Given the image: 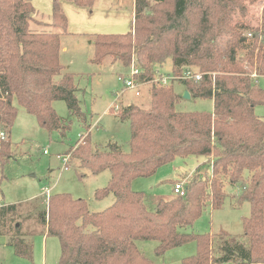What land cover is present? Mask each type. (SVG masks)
Here are the masks:
<instances>
[{
    "label": "trees",
    "instance_id": "obj_1",
    "mask_svg": "<svg viewBox=\"0 0 264 264\" xmlns=\"http://www.w3.org/2000/svg\"><path fill=\"white\" fill-rule=\"evenodd\" d=\"M63 1L92 8L97 0H53L48 26L55 30L41 32L31 29L36 9L30 0H0L1 162L13 156L15 100L42 127L58 130L63 138L71 120L56 112L54 101L63 100L72 114L83 115L74 74L60 57L62 37L68 34ZM242 1L135 0L130 31L94 34L92 61L101 65L107 60L127 73L135 62L140 72L133 78L152 83L151 100L149 107L131 103L117 108L120 119L130 122L128 150L112 142L94 148L89 132L68 151L71 161L94 174L111 172L108 185L95 193L97 199L113 194L110 206L93 212L86 199L67 192L50 194L47 201L37 198L42 210L37 220L61 244L58 264H155L139 249L138 240L158 241V254L196 241L197 254L184 264H264V117L255 109L264 105V88L257 82L264 77V0H247L260 4L253 23L237 21ZM168 59L177 77L189 66L193 74H202L175 79L192 97L213 99V112L177 109L183 92L175 89V80L163 84L157 79ZM191 155L211 160L212 175L195 174L185 196L162 198L149 209L145 193L135 191L133 181L154 175L178 156ZM226 183L242 186L233 195L237 205H251L241 238L181 230L191 227L207 206H223L229 195ZM17 205L0 210L16 214ZM20 227L1 233L10 235L18 255L31 258L33 244Z\"/></svg>",
    "mask_w": 264,
    "mask_h": 264
},
{
    "label": "rangeland",
    "instance_id": "obj_2",
    "mask_svg": "<svg viewBox=\"0 0 264 264\" xmlns=\"http://www.w3.org/2000/svg\"><path fill=\"white\" fill-rule=\"evenodd\" d=\"M30 1L36 9L31 29L39 32L54 31L53 26H48L53 20V0ZM62 5L68 17V34L62 37L60 57L63 65L74 74L83 115L72 114L63 100L54 101L56 112L71 120V129L63 138L58 130L50 131L42 127L36 115L29 113L17 100L14 101L18 115L10 134L13 156L4 162L0 161V208L8 204L18 205L16 214H3L0 210V264L59 263L62 254L59 238L45 235L44 225L37 220L42 212L37 198L42 197L48 189L50 194L67 192L75 198H84L92 211L108 207L114 195L97 199L95 193L108 185L111 172L107 169L94 174L71 159L65 169L62 158L89 132L94 148L104 147L112 142L128 150L130 122L120 119L117 108L121 104L131 103L150 106L152 83H138L136 87L128 88L120 75L127 78L129 73L121 66L110 64L107 60L101 65L92 61L94 34L126 33L132 29L135 0H97L92 8L78 7L70 1H63ZM240 7L241 13L237 21L247 23H253L261 11L260 4L251 5L247 0H243ZM173 70V61L168 59L160 67L157 78L174 76ZM177 80L169 79L168 82L170 84L174 81L175 89L180 92L184 85ZM257 82L264 88V77H258ZM177 109L213 112L214 101L211 98L183 97L177 104ZM255 109L257 114L264 117V105L259 104ZM197 173L205 178L210 177L212 161L204 156H178L160 167L154 175L135 179L132 188L145 193L147 206L152 210L160 199L176 196L173 190L176 180L184 177L191 180ZM225 189L229 195L221 208L207 206L191 227L181 230L212 234L225 232L228 236L241 238L243 217L251 214V205L249 202L237 205L233 195L241 193L240 184L233 186L226 183ZM24 215L27 219L22 222L19 218ZM18 222L25 240L33 244L31 258L18 255L9 244L10 235L1 233L14 229L19 225ZM158 244L156 240L137 241V246L145 257L155 264H184L186 258L196 255L198 251L196 241H190L158 254Z\"/></svg>",
    "mask_w": 264,
    "mask_h": 264
},
{
    "label": "built area",
    "instance_id": "obj_3",
    "mask_svg": "<svg viewBox=\"0 0 264 264\" xmlns=\"http://www.w3.org/2000/svg\"><path fill=\"white\" fill-rule=\"evenodd\" d=\"M140 72L139 68L136 66V63L133 62V64L131 65V68H130V71H129V76L127 78H123L122 76H120V79H123L125 85L128 87V88H134L136 87V84H138L139 82H136L133 78L134 75L138 74ZM201 73H196V74H193L190 70V67L189 68H186L185 69V72L183 73L182 76L180 77H177V76H168V77H165V76H160L159 78H157L159 81H161L163 84H166L168 83L169 79H175V78H191L192 76H195L197 79H199L201 77ZM1 137L2 138H5V133L4 132H1ZM46 152V151H45ZM61 157V156H60ZM63 161L65 163V169L68 168V163L70 161V156L69 155H65L63 158ZM189 184V179L188 178H183V179H180V180H177L175 183H174V193L178 196H185L186 195V192H187V186ZM45 194H46V197L47 199L49 198L50 196V193H49V190L47 189L45 191ZM1 206V204H0Z\"/></svg>",
    "mask_w": 264,
    "mask_h": 264
},
{
    "label": "crops",
    "instance_id": "obj_4",
    "mask_svg": "<svg viewBox=\"0 0 264 264\" xmlns=\"http://www.w3.org/2000/svg\"><path fill=\"white\" fill-rule=\"evenodd\" d=\"M133 14H134V13H133ZM116 71H117V70H116ZM117 73H119V72H117ZM120 76H121V75H120ZM185 90H186V89L183 88L180 92H183V93H184ZM77 92H78V91H77ZM78 98H79V97H78ZM79 100H80V99H79ZM185 178H189V177H185ZM176 181H177V180H176ZM176 181H175V182H176ZM44 193H45V191H44ZM41 196L44 197L45 200L47 201L46 194H44V195L42 194ZM38 198H39V197H38ZM114 201H115V196H114V198H113V200H112V203H113ZM112 203H111V204H112ZM111 204H110V205H111ZM110 205H109V206H110ZM89 207H90V206H89ZM104 209H105V208H104ZM90 210H91V209H90ZM101 210H103V209H101ZM101 210H98V211H101ZM91 211H92V210H91ZM93 211L98 212L97 210H94V209H93ZM45 235H46V234H45Z\"/></svg>",
    "mask_w": 264,
    "mask_h": 264
},
{
    "label": "water",
    "instance_id": "obj_5",
    "mask_svg": "<svg viewBox=\"0 0 264 264\" xmlns=\"http://www.w3.org/2000/svg\"><path fill=\"white\" fill-rule=\"evenodd\" d=\"M183 97H184V98H191V94H190L189 90L186 89V90L184 91V93H183Z\"/></svg>",
    "mask_w": 264,
    "mask_h": 264
}]
</instances>
